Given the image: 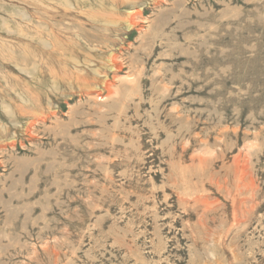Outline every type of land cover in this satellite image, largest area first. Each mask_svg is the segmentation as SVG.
Returning <instances> with one entry per match:
<instances>
[{
  "label": "rangeland",
  "instance_id": "374dc122",
  "mask_svg": "<svg viewBox=\"0 0 264 264\" xmlns=\"http://www.w3.org/2000/svg\"><path fill=\"white\" fill-rule=\"evenodd\" d=\"M0 264H264V0H0Z\"/></svg>",
  "mask_w": 264,
  "mask_h": 264
},
{
  "label": "bare ground",
  "instance_id": "6f19581e",
  "mask_svg": "<svg viewBox=\"0 0 264 264\" xmlns=\"http://www.w3.org/2000/svg\"><path fill=\"white\" fill-rule=\"evenodd\" d=\"M63 1V0H62ZM68 2H70V1H68ZM61 4V3H60ZM132 14V12H129V13H126L125 14V19H124V21H123V23H124V28L125 29H130L131 27H133L134 26V21H133V17H134V13H133V15H131ZM128 18V19H127ZM110 55H111V53H110ZM117 58V57H116ZM117 61V60H116ZM106 62H107V64H106V68L109 70V71H117L118 72V67H117V64H116V62H115V60H114V56H112V58H107V60H106ZM120 63V62H119ZM109 74V73H108ZM115 75V74H114ZM119 78V77H118ZM123 78V77H122ZM108 78H107V75H103L102 77H101V80H100V82H101V85H102V87L101 88H99V89H102L101 91H103L104 90V88H106L107 87V85H108V87L111 85V81L109 82V80H107ZM124 79V78H123ZM120 80V79H119ZM113 83V82H112ZM113 86V85H112ZM109 89V88H108ZM108 92V91H107ZM98 96L97 97H99V96H102L101 95V92L99 91V93L97 94ZM94 96H96V95H94ZM101 98V97H100ZM49 114V113H48ZM241 180H242V178H241ZM248 182H244V186L246 187V188H248ZM242 186V185H241ZM220 187V186H219ZM229 189V188H228ZM239 189V187L237 186L236 187V190H238ZM192 190V189H191ZM227 190V189H226ZM249 190V189H248ZM240 191V190H239ZM188 192V196L187 197H180V199H179V201L180 202H182L183 204H184V206L185 207H188V205L192 202V206L193 207H195V206H197L198 204H200V203H203V204H205L206 202H205V199L203 198L204 196H202L201 194L199 195V194H195V192L196 191H187ZM229 192V191H228ZM244 192H245V190H244ZM248 192V191H247ZM247 192H245L246 194H247ZM252 192V191H251ZM228 194V193H227ZM241 194V193H240ZM240 194H238V196L240 195ZM250 196V195H249ZM253 196V195H252ZM241 198L243 199V197L241 196ZM252 198V197H251ZM237 199H239V198H237ZM245 199V198H244ZM232 200H235V196H232ZM254 201V200H253ZM248 202H250V200L248 201ZM245 203V202H244ZM212 204V203H211ZM239 204V203H238ZM237 204V205H238ZM206 205V204H205ZM219 206V205H218ZM217 207V206H216ZM238 207V206H237ZM244 207V206H243ZM251 207V206H250ZM253 207V206H252ZM184 208V207H183ZM185 209V208H184ZM201 209V208H200ZM213 208H209V210H212ZM233 209V208H232ZM204 210V209H203ZM240 210V209H239ZM236 211V210H235ZM248 211V210H247ZM246 211V212H247ZM241 212V211H240ZM242 214V213H241ZM236 215V214H235ZM241 216V215H240ZM200 217V216H199ZM239 218V217H238ZM243 219V218H242ZM238 220V219H237ZM200 222V221H199ZM201 223V222H200ZM201 225H202V223H201Z\"/></svg>",
  "mask_w": 264,
  "mask_h": 264
}]
</instances>
